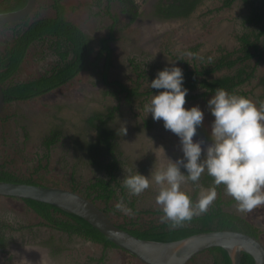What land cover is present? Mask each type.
I'll list each match as a JSON object with an SVG mask.
<instances>
[{
  "label": "rangeland",
  "instance_id": "1",
  "mask_svg": "<svg viewBox=\"0 0 264 264\" xmlns=\"http://www.w3.org/2000/svg\"><path fill=\"white\" fill-rule=\"evenodd\" d=\"M60 1L67 8L70 6L74 8L75 11L69 13L71 22L95 40L103 35V26L109 21L102 17L104 15L96 0ZM160 1L146 0L139 9L136 22L122 31L117 30L118 40L112 44L114 48V65L110 73L112 78L126 85L130 84L134 74L127 61L132 57L164 68H181L182 65L173 60L165 49L175 56L189 60L190 66L193 62L189 49L196 45H199L197 56L206 55L208 61L220 55L219 47L232 51L238 46L236 37L245 31L241 23L242 17L253 8L264 6V0H248V3L237 0L229 8L219 9L221 0H206L186 19L161 20L154 13L155 5ZM38 2L42 8L39 11L42 16L54 15L50 8L52 0ZM115 4H112V10L117 12L118 7ZM124 24L125 19H122L120 28ZM250 30L251 28L246 29L248 32ZM9 35L7 29L0 28V47ZM41 51L38 44L29 48L18 82L38 76L49 68L53 57L46 54L41 57ZM198 62L196 59L195 63ZM225 73L228 72L222 71L217 73V76ZM148 74L150 75L149 71ZM255 75L256 78L244 86L243 90L248 93L246 98L259 107L258 98L263 95V86L257 83L258 79L264 78V56L256 68ZM146 86L145 83L144 87ZM103 91L104 87L98 83L96 77L84 73L71 83L40 98L29 102L11 103L6 112L11 115L10 119L5 123L0 121V162L5 163L11 173L26 177L46 153L41 145L44 137L50 130L60 129L61 138L49 151L48 164L38 175L58 183L60 188L64 189L70 185L72 172L76 184L83 185L101 176L102 173L89 166L87 153L80 144L83 141L93 142L96 138L94 130L86 127V119L94 112H104L116 105L114 100L104 96ZM213 96L207 97L206 100L186 102L184 105L186 109L199 106L204 113L203 123L197 128L196 135L198 139L204 141L205 150L212 142L211 125L214 117L208 109V101ZM150 99L135 103L133 108L120 103V111L110 122L117 131L118 147L122 157L126 159L122 175L126 174L125 170L130 169L132 173L138 172L150 178L152 170L155 171L161 165L167 164L166 158L173 162L183 158L181 148L172 144L175 141L179 142V137L166 130L162 120L154 121L151 114L144 111V105ZM262 102L264 103V99ZM1 115L3 116V113ZM145 121L150 123L148 128L144 126ZM124 128L127 129L126 135ZM161 147L164 153L157 151ZM42 163L45 164V160ZM181 171L187 174L185 169L182 168ZM193 185H195L193 182L187 181L181 186V190L190 196L193 193ZM158 191L159 186L152 182L142 194L129 195V198L135 200L137 209L154 210L159 208L155 203ZM223 199L231 198L224 192ZM116 203H112L114 207ZM97 205L100 208L104 207L101 203ZM225 209L240 215L252 225H258L255 221L261 216L264 221V205L248 213L239 212L236 203ZM118 212L123 214L121 211ZM111 217L118 223L121 222V217L113 214ZM0 233L7 239L5 253H0V264H39L32 261L39 254H43L46 264H89V258H99L102 253L105 254L104 264H141L122 251L108 249L103 252L102 247L97 244L76 236L69 237L40 225L36 215L29 212L24 204L16 199L0 197ZM260 241L264 244V232H260ZM26 252L34 253L32 259L24 255ZM211 259L212 255L203 251L187 264H211Z\"/></svg>",
  "mask_w": 264,
  "mask_h": 264
},
{
  "label": "trees",
  "instance_id": "2",
  "mask_svg": "<svg viewBox=\"0 0 264 264\" xmlns=\"http://www.w3.org/2000/svg\"><path fill=\"white\" fill-rule=\"evenodd\" d=\"M145 1L96 0L103 14L111 21L105 27L103 36L97 41L71 22L69 13L75 10L71 6L67 8L60 0H52L50 5L54 11L52 16H42L39 13L42 8L36 0L35 7L28 17L14 23L0 24V28L10 32L0 47V85L4 93L3 116H0V121L5 123L10 119L11 115L6 112L11 103L35 100L71 83L80 74L89 73L96 77L98 83L104 87V96L110 97L116 105L107 108L104 112H94L86 119V127L94 130L96 138L93 142L83 141L80 144L87 153L89 166L102 175L83 185L76 184L74 172H72L68 190L81 195L95 205L103 204V208L97 206L118 228L142 240L172 242L199 233L236 231L260 241V232L254 225L240 215L225 209L235 201L223 199L221 191L224 187L222 185L216 188L217 198L205 214L194 217L190 222H185L183 227L172 230L166 224L160 223L162 215L160 208L137 209L135 200L129 198L127 189L122 186L121 181L126 175H122L126 159L122 157L118 147L117 131L110 122L120 111V103L133 108L135 103H141L163 91L152 89L149 84L157 77V73L165 68L152 65L144 60L139 61L135 57L128 58L127 61L134 74L129 85L112 78L110 74L114 65L112 44L118 40L116 32L136 22L139 9ZM204 1L206 0H161L156 5L155 16L163 20L186 19ZM235 1L237 0H221L219 9L229 8ZM240 1L248 3V0ZM26 3L27 0H0V13L17 11ZM113 3L119 5L120 13L111 11ZM123 15L124 18H121ZM122 19L126 22L120 28ZM241 23L245 31L236 37L238 46L232 51L219 47L220 55L210 61L206 60V55L197 56L199 45L189 49L192 66L189 60L182 56H175L165 49L173 60L182 65L183 88L188 90L186 102L206 100L207 97L214 95L217 88H223L230 94L242 95L246 98L248 93L243 88L256 78V68L264 56V6L253 8L242 17ZM248 28H251L249 32L246 31ZM37 44L42 49L41 57L46 54L53 57V61L49 68L38 76L18 82L17 79L26 62L29 48ZM196 59L199 60L198 63H195ZM222 71L228 73L217 76V73ZM145 83L146 87H144ZM257 84L263 86V95L258 98L261 104L264 99V78L258 79ZM149 124L145 121V128H148ZM61 135L60 129L49 131L41 143L46 153L26 177L11 173L7 170L6 164L0 162V181L60 187L58 183L46 180L38 173L47 166L49 151L59 141ZM43 160L45 164L42 163ZM200 182L207 188L213 186V178L207 173L200 177ZM196 193L197 191L190 196L192 200ZM121 199L132 210V215L120 214L116 210L112 203L119 202ZM18 201H21L29 212L36 215L40 220V225L50 230L97 244L102 247L103 252L108 249L122 251L90 224L75 215L32 200ZM111 214L121 217V222L118 223L111 217ZM6 242V237L0 235V253L2 254L5 253ZM204 252L212 255L211 264H231L228 254L221 248H211ZM94 262L104 264L105 254L102 253L99 258H89V264ZM240 264H254V261L250 255L241 253Z\"/></svg>",
  "mask_w": 264,
  "mask_h": 264
},
{
  "label": "clouds",
  "instance_id": "3",
  "mask_svg": "<svg viewBox=\"0 0 264 264\" xmlns=\"http://www.w3.org/2000/svg\"><path fill=\"white\" fill-rule=\"evenodd\" d=\"M183 83L181 68L159 71L149 87L163 91L152 95L144 105V111L151 114L154 121L162 120L164 128L179 137L183 158L175 162L166 158L167 164L152 170L150 178L125 170V178L121 181L130 196H139L152 182L159 186L155 203L162 212L160 223L170 230L205 214L217 198L216 188L221 185L241 213L264 205V103L257 107L242 95L217 88L208 101L214 122L212 142L205 150L203 140L194 142L193 139L203 123L204 113L199 106L184 107L188 90L183 88ZM123 131L126 135L127 129ZM157 151L164 153L162 147ZM205 172L213 178L212 187L205 188L198 183ZM187 181L199 189L195 202L181 190ZM115 208L125 215L133 214L123 199Z\"/></svg>",
  "mask_w": 264,
  "mask_h": 264
},
{
  "label": "water",
  "instance_id": "4",
  "mask_svg": "<svg viewBox=\"0 0 264 264\" xmlns=\"http://www.w3.org/2000/svg\"><path fill=\"white\" fill-rule=\"evenodd\" d=\"M35 4L36 0H27L26 5L17 11L0 13V24L25 19ZM3 108L4 93L0 85V115ZM0 197L32 200L75 215L141 264H187L203 251L216 247L226 251L231 264H240L241 253L250 255L254 264H264V244L241 232L211 231L172 242L147 241L118 228L93 202L64 188L0 181Z\"/></svg>",
  "mask_w": 264,
  "mask_h": 264
},
{
  "label": "flooded vegetation",
  "instance_id": "5",
  "mask_svg": "<svg viewBox=\"0 0 264 264\" xmlns=\"http://www.w3.org/2000/svg\"><path fill=\"white\" fill-rule=\"evenodd\" d=\"M159 3V2H158ZM157 3V4H158ZM156 4V5H157ZM156 5H155V8H154V13H155V9H156ZM119 6V5H118ZM117 6V7H118ZM113 7V6H112ZM112 7H111V11H113L112 10ZM103 8V7H102ZM119 10H120V7H118V10H117V12H119ZM102 12V11H101ZM103 13V12H102ZM120 13V12H119ZM104 15V14H103ZM121 15V14H120ZM101 16V15H100ZM103 18L105 17L109 22L106 24V25H104L103 26V31H104V33H105V27L111 22L110 21V19L109 18H107L105 15L104 16H102ZM123 18H124V15L122 16ZM159 19V18H158ZM124 20V19H123ZM161 20H163V19H161ZM173 20H179V19H173ZM126 22V21H125ZM103 33V34H104ZM103 36V35H102ZM220 75H222V74H220ZM176 140H178V139H176ZM206 173V172H205ZM203 175V174H202ZM202 177V176H201ZM198 183L200 184L201 182H200V180L198 181ZM201 185V184H200ZM204 187V186H203ZM205 188H207V187H205ZM195 191H197V193H196V195H195V197H194V199H193V201H195V199H196V197H197V195H198V193H199V189L196 187V185H193V193H192V195H194V193H195ZM224 188L222 189V191H221V195H222V197H223V195H224ZM192 195H190V196H192ZM217 195H218V192H217ZM232 199V198H231ZM231 199H228V200H231ZM228 200H226V201H228ZM234 203H236V202H234ZM233 203V204H234ZM229 212V211H228ZM0 235H2L1 233H0ZM24 255H27V256H30L31 257V259H32V256L34 255V254H32V252H26ZM41 257H37V258H35L34 260H32V261H36V263H39V264H42L41 263V261H39V260H37V259H40Z\"/></svg>",
  "mask_w": 264,
  "mask_h": 264
},
{
  "label": "bare ground",
  "instance_id": "6",
  "mask_svg": "<svg viewBox=\"0 0 264 264\" xmlns=\"http://www.w3.org/2000/svg\"><path fill=\"white\" fill-rule=\"evenodd\" d=\"M193 139H194V142H196V141H200V140H201V139H198L197 135H196ZM172 144H173L174 147H180V148L182 147V146H180V144H181L180 141L177 142V143H176V141H175V142L172 143ZM205 145H206V144H205ZM203 147H204V144L202 145V148H203ZM205 147H206V146H205ZM32 254H34V253H32ZM42 255H43V254H39L38 257H41V258L38 259V260L41 261L42 264H46V263L44 262V260H43ZM35 257H36V256H35Z\"/></svg>",
  "mask_w": 264,
  "mask_h": 264
},
{
  "label": "built area",
  "instance_id": "7",
  "mask_svg": "<svg viewBox=\"0 0 264 264\" xmlns=\"http://www.w3.org/2000/svg\"><path fill=\"white\" fill-rule=\"evenodd\" d=\"M255 222L258 225H254V227H256L259 232H264V221H262V216L259 218V220L256 219Z\"/></svg>",
  "mask_w": 264,
  "mask_h": 264
},
{
  "label": "crops",
  "instance_id": "8",
  "mask_svg": "<svg viewBox=\"0 0 264 264\" xmlns=\"http://www.w3.org/2000/svg\"><path fill=\"white\" fill-rule=\"evenodd\" d=\"M73 23V22H72ZM74 24V23H73ZM76 25V24H75ZM79 27V26H78ZM80 28V27H79ZM81 29V28H80ZM82 30V29H81ZM83 32H84V30H82ZM86 33V32H85ZM86 34H88V33H86ZM90 37H92L90 34H88ZM93 38V37H92ZM94 39V38H93ZM98 39V38H97ZM97 39L95 40V41H97Z\"/></svg>",
  "mask_w": 264,
  "mask_h": 264
}]
</instances>
